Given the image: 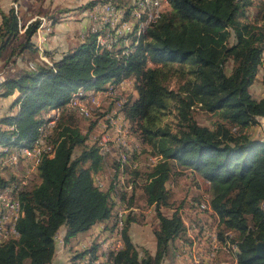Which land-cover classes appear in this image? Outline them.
<instances>
[{
  "label": "trees",
  "instance_id": "1",
  "mask_svg": "<svg viewBox=\"0 0 264 264\" xmlns=\"http://www.w3.org/2000/svg\"><path fill=\"white\" fill-rule=\"evenodd\" d=\"M165 3L169 10L129 52L98 50V33L90 32L59 61L5 79L0 96L14 98L15 112L0 120V146L31 147L47 114L60 112L79 89L101 90L109 83L134 79L138 98L126 103L127 118L145 152L164 158L145 173L142 185L143 198L156 208L159 220L154 232L157 251L155 256L147 250L141 254L133 242L135 193L123 230L124 247L112 257V264H164L176 241L187 236L178 213L168 218L161 212L169 205L167 183L177 167L193 171L210 185L217 183L209 203L220 220L221 241L229 249L238 247V264H263L255 246L264 238V141L252 138L249 130L264 120V97L255 100L250 92L262 64L264 26L245 21L255 2ZM100 4L121 5L119 0H95L87 7ZM0 15V57L18 40L19 54L34 52L33 38L42 21L32 22L21 34L15 8L8 13L0 10ZM56 24L58 18H53L52 25ZM230 62L233 69L227 74ZM174 81L176 88H171ZM195 110L219 121L213 127L202 126ZM170 113L177 119L175 130L163 124ZM74 117L72 110L61 117L52 140L55 157L43 158L36 182L21 191L25 212L18 226L21 236L0 248V264H52L58 233L67 245L97 225L115 222L112 191L100 190L94 181L104 170L103 158ZM0 181L3 188L7 182ZM96 251L95 245L81 258Z\"/></svg>",
  "mask_w": 264,
  "mask_h": 264
},
{
  "label": "rangeland",
  "instance_id": "2",
  "mask_svg": "<svg viewBox=\"0 0 264 264\" xmlns=\"http://www.w3.org/2000/svg\"><path fill=\"white\" fill-rule=\"evenodd\" d=\"M95 0H0V9L15 8L19 12L21 18V34L29 24L37 20L45 23V26L38 30L33 38L35 44V51H25L19 54V45L21 40H18L3 53L0 57V84L8 78L15 77L20 70H34L36 67L43 64H53L60 55L65 52H70L73 48L79 45L85 35L90 32H95L97 22L94 21L93 12L94 7L88 8V4ZM126 1V0H124ZM128 2V0H127ZM254 6L248 11V23L255 26H264V0H254ZM83 7H86L83 9ZM128 11H132L127 8ZM165 12L169 10L168 4L164 8ZM126 13V9H123ZM58 18V25L53 27L52 19ZM42 26V25H41ZM84 35V37H82ZM70 38V39H69ZM80 41V42H79ZM234 38L231 39L230 44L234 43ZM121 47H118V49ZM149 67H152L150 65ZM233 69V64L230 62L226 66L227 74H230ZM110 87L109 84L105 88ZM171 88H176V81L171 84ZM96 89L89 91L95 92ZM250 92L255 100H261L264 97V54L262 64L259 68L255 83L250 89ZM1 93V89H0ZM126 103L128 100L134 102L138 98V91L136 89V82L134 79H127L124 82L123 88L119 90L118 94ZM13 97L2 98L0 96V120L7 115L14 113L12 111ZM105 109L111 107V100L102 98ZM69 113V112H68ZM67 113V114H68ZM194 115L198 123L202 126L213 127L218 121L219 117L205 113L201 110H195ZM75 120L81 131L86 134L90 121L83 119L75 113ZM163 124H168L173 130L177 126V119L175 113H170L163 119ZM252 138L261 139L264 141V120H261L259 126L253 127L249 130ZM137 134L131 130L130 137L137 141ZM97 136V135H96ZM141 142V141H140ZM138 144L139 141H137ZM142 145V144H141ZM140 145V146H141ZM146 148V147H145ZM150 150V149H148ZM80 149L77 150V153ZM147 153L145 152L138 162L141 165L139 174L137 172L134 177L137 181L144 185L148 171L146 166ZM107 164L110 166L112 162L109 160ZM108 170H106L107 172ZM111 180V177L110 179ZM36 182V180H33ZM32 182V184H33ZM217 183L209 184L204 182L202 177L193 171L185 168L177 167L173 170V177L167 183V189L170 192V202L168 206L162 207L161 212L164 216L170 218L178 213L187 228V236L183 239H178L170 253V256L164 264H175L174 256H178V260L191 264L184 255V250L195 248L200 254L204 256L209 253V243L203 235L204 228H220V220L213 209L201 211L198 205L203 202H211V197L216 194ZM135 207L133 216L136 217V223L131 225L130 234L134 236V242L139 252L147 250L154 245L156 238L155 230L159 227V220L154 206L149 207L143 198V186L139 188L135 197ZM212 208V207H211ZM114 223L106 231L113 229ZM93 231L81 233L72 239L71 244H67L68 248L64 247V237L62 233H58L57 247L58 258L62 264H76L77 262H85L86 258H81L87 250L93 246L98 245L94 241L91 244L78 248L81 244L79 240L88 238ZM223 245V244H222ZM66 246V244H65ZM223 261L232 262V254L225 247H222L218 254V262Z\"/></svg>",
  "mask_w": 264,
  "mask_h": 264
},
{
  "label": "bare ground",
  "instance_id": "3",
  "mask_svg": "<svg viewBox=\"0 0 264 264\" xmlns=\"http://www.w3.org/2000/svg\"><path fill=\"white\" fill-rule=\"evenodd\" d=\"M119 1L121 5L111 4V9H105V4L96 5L94 7V14L92 18L98 24L95 29V33H98V37L96 40V47L98 50L112 51L125 48L129 52L133 46L139 45L140 39L146 36L151 26H153L165 12L164 8L166 6V3L161 5V0H151L153 6L159 7L156 10V14L153 16V18H151V25L148 28L150 16L149 0H128V2L127 0ZM120 8L121 10L120 12H118V15H113L112 18V11H119ZM127 8L131 9L132 11H128ZM123 9H126V13L123 12ZM129 18L131 28L126 31V40L124 42V23ZM107 41H111V43L107 44ZM101 45H104V47L102 48ZM118 47L121 48L118 49ZM124 82L125 80L119 84H114V87H122V85H124ZM109 86L110 87L108 88H104V92H111V83H109ZM101 90H96L95 92L89 93L90 90L79 89L72 95L68 105L65 108H62L60 112L47 114L45 122L38 130V138L31 147L0 146V157L1 162H7L6 171L14 172V162H9V153L10 156H17L20 153H22V155H30L36 152V174H34L35 179L43 158L48 157L52 159L55 157V147L52 141L50 149L48 150H46V145H39V141L43 140V138L50 132L51 138L53 140L54 132L59 124L61 117L66 113L67 110H72V106L70 105H72L76 101L81 100L83 92V99L88 100V104H80V114L78 115L83 119L90 121L89 128L86 132V134H89L88 143L91 145H96L101 151H108V153H111L115 159L110 160L112 164L109 166V168H107V176L106 174H104L105 163L104 170L97 175L99 186H106L107 178L117 177L115 180V188L114 186H107V191H112V194H114L113 199L115 201V222L112 230H119V215L117 213V209H123L124 220L126 224L127 217L131 212V198L124 204V194H129V187H134V182H138L134 177V174L137 171H140L141 165L138 162V158H140L145 153L146 148L143 145L138 144L137 141L130 137V132L133 126L127 118L126 112L124 110L126 100L125 98L123 100L118 95L120 89L113 90V97L119 98H111V106L115 110H118L113 111L112 116L107 115V112H110V107L109 109H105L102 104L103 100L96 101L95 97ZM90 105H95V107L92 108ZM98 118H100L101 120V122L99 123V127H97ZM124 151L125 157L123 158ZM146 161L147 163L145 168L147 170H151L152 168H155L156 166L164 162V158L160 155H152L147 153ZM0 179L7 182V184L2 189L11 188V177L8 174H0ZM138 190L139 189H136V193ZM198 208L201 211L211 210L209 201L203 202L202 204L198 205ZM24 215L25 212L21 199L19 197L18 212L14 213L12 216L10 231H8L0 238V248L9 241L19 240L21 234L19 232L18 226ZM203 235L211 236V228H204ZM229 235L231 234H227V236ZM213 237L214 239H218V241H209V253L205 256L203 254L200 255V263L208 264L209 255H213V249H216L215 258L213 259L211 264H238V260L236 257V254L238 253V247L234 245L231 247V249H229L228 246L224 245V243L220 239V231L218 226L213 230ZM106 240L115 241L114 232H106ZM95 242H103L102 231H95ZM123 247L124 241L122 231V233L120 234V246L117 248L116 253L115 244L113 242H106V256L116 255L123 249ZM222 247H225V249L227 248L232 254V262H218V254ZM184 254L185 256L197 255V250L195 248H190L188 250L185 249ZM84 258H86L85 262L82 263V261H80L76 264H107V259L106 257H103V254L101 252H90L86 256H84ZM190 262L191 264H196V262H192V260H190Z\"/></svg>",
  "mask_w": 264,
  "mask_h": 264
},
{
  "label": "built area",
  "instance_id": "4",
  "mask_svg": "<svg viewBox=\"0 0 264 264\" xmlns=\"http://www.w3.org/2000/svg\"><path fill=\"white\" fill-rule=\"evenodd\" d=\"M165 4V0H161V5ZM150 5V16H149V24L148 28L151 25V18L156 14V10L159 6H153V3L151 0H149ZM105 9H111V4H105ZM94 10V9H93ZM119 11H112V18L113 15H118ZM94 14V12H93ZM45 26V23L42 24V28ZM98 26V24H97ZM112 27V25H111ZM131 28L130 25V18L124 23V42L126 40V31ZM111 41H107V44H110ZM102 48L104 45H101ZM122 87H114V83H111V92H104V88L98 93V95L95 97L96 101L102 100V98H108L111 100V98H119V97H113V90L114 89H121ZM80 104H88V100L83 99V92H82V98L80 101L74 102L72 105V111H74L76 114H80ZM92 108L95 107V105H90ZM113 111L115 110L112 106L110 107V112H107V115L112 116ZM55 122V121H54ZM101 122L100 118L97 119V127H99V123ZM107 138V136H106ZM51 132L46 135L43 140L39 141V145H46V150L50 149L51 145ZM38 145V146H39ZM35 153L30 155H22V153L18 154L17 156H10L9 153V162H14V172H7L6 171V163L7 162H1L0 157V174H8L11 177V188L9 189H2V186L0 187V238L6 234L8 231H10V225L12 222V216L14 213L18 212L19 209V197L21 194V191L32 184L34 180V174H36V168H35ZM99 154L102 156L104 163H105V173L107 176V168H109V165L107 162L109 160H115L114 156L111 153H108V151H101L99 150ZM125 157V151L123 158ZM117 178V177H116ZM116 178H107V185L106 186H99L98 185V175L95 174L94 181L96 186L104 191L107 192V186H114L115 188V180ZM1 184V181H0ZM141 184L139 182H134V187H129V194H124V204L132 198V195L136 193V189ZM114 194H112L113 196ZM117 213L119 215V230H110L109 232H114L115 234V241H107L106 240V230L110 229L108 228L106 224H100L93 229V232L91 234V241L90 244L94 241L95 242V231H102L103 232V242H95L97 243L98 250L96 252H101L103 254V257H106L107 264H112V257L113 256H106L105 253V244L106 242H113L115 244V253L117 248L120 246V234L123 231V227L125 224L124 220V214L123 209H117ZM213 230L214 228H211V236H205L206 240L208 241H218V239H214L213 237ZM20 232V231H19ZM18 234V233H16ZM219 244V242H218ZM215 250L213 249V255H209V262L208 264H211L213 259L215 258ZM185 255V254H184ZM200 253L197 250V255L192 256H185L187 260H192V262H196V264L200 263Z\"/></svg>",
  "mask_w": 264,
  "mask_h": 264
},
{
  "label": "crops",
  "instance_id": "5",
  "mask_svg": "<svg viewBox=\"0 0 264 264\" xmlns=\"http://www.w3.org/2000/svg\"><path fill=\"white\" fill-rule=\"evenodd\" d=\"M11 8L9 7V8H7V9H5V8H2V9H0L2 12H4V13H8L9 12V10H10ZM1 22H2V17H1V15H0V24H1ZM56 25H58V24H56ZM55 25V26H56ZM55 26H53V27H55ZM70 39V38H69ZM80 42V41H79ZM80 44V43H79ZM67 52H65L64 54H66ZM64 55L62 54V55H60V57L58 58V59H56V61H59L62 57H63ZM95 227H97V226H95ZM95 227L94 228H92L90 231H93V229H95ZM91 236V235H90ZM88 237V238H86V239H82V240H79L80 242H81V244L78 246V248H81V247H84L85 245H88V244H90V241H91V237ZM132 236V239H133V242H134V236L133 235H131ZM71 243H72V241H71ZM70 243V244H71ZM134 244H135V242H134ZM64 247H66V249L68 248V245H66L65 246V244H64ZM137 247V246H136ZM147 251L152 255V256H155V254H156V251H157V243H156V241H155V243H154V245L152 246V247H150V248H147ZM57 254H58V251H56V256H55V259H54V261H53V263L52 264H62V261L60 262V257L58 258V256H57ZM175 257V260H176V262H172V263H175V264H186L185 262H183V261H180V260H178V256L176 257V256H174ZM167 260V259H166ZM165 260V261H166Z\"/></svg>",
  "mask_w": 264,
  "mask_h": 264
},
{
  "label": "water",
  "instance_id": "6",
  "mask_svg": "<svg viewBox=\"0 0 264 264\" xmlns=\"http://www.w3.org/2000/svg\"><path fill=\"white\" fill-rule=\"evenodd\" d=\"M255 250H256V257L258 259H261L263 261V264H264V238L261 242H259L255 246Z\"/></svg>",
  "mask_w": 264,
  "mask_h": 264
}]
</instances>
